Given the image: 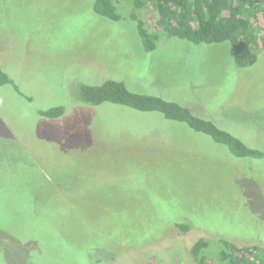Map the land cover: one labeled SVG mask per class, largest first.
I'll return each instance as SVG.
<instances>
[{
    "label": "rangeland",
    "instance_id": "1",
    "mask_svg": "<svg viewBox=\"0 0 264 264\" xmlns=\"http://www.w3.org/2000/svg\"><path fill=\"white\" fill-rule=\"evenodd\" d=\"M94 0H0V264H196L206 239L264 249V159L237 158L159 115L93 110L81 85L155 94L264 148V23L256 64L228 43L160 39ZM143 16L151 22L149 6ZM262 43V44H261ZM64 106L59 118L40 112ZM176 224L191 226L182 231Z\"/></svg>",
    "mask_w": 264,
    "mask_h": 264
},
{
    "label": "trees",
    "instance_id": "2",
    "mask_svg": "<svg viewBox=\"0 0 264 264\" xmlns=\"http://www.w3.org/2000/svg\"><path fill=\"white\" fill-rule=\"evenodd\" d=\"M149 6L153 12L151 22L143 16ZM93 11L113 22L123 18L122 11L126 19L135 23L147 53L154 51L160 39L176 38L195 46L228 43L235 68L245 69L256 64L261 50V27L252 20L261 19L264 23V0H94ZM9 84L11 80L0 67V88ZM78 97L81 104L93 110L109 106L126 113L159 115L169 123L207 137L237 158L264 159V148L247 145L230 130L193 113L189 106L155 94L132 92L121 82L107 79L81 85ZM40 114L59 118L64 106L51 107ZM176 225L182 231L191 227ZM208 243L203 238L192 246L190 252L196 264H264V249L258 245L238 247L222 241L217 256L210 260L205 255Z\"/></svg>",
    "mask_w": 264,
    "mask_h": 264
}]
</instances>
